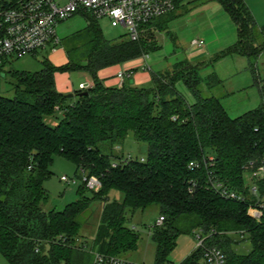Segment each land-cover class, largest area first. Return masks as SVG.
Here are the masks:
<instances>
[{"label":"trees","instance_id":"trees-1","mask_svg":"<svg viewBox=\"0 0 264 264\" xmlns=\"http://www.w3.org/2000/svg\"><path fill=\"white\" fill-rule=\"evenodd\" d=\"M235 22L237 41L217 57L245 56L259 86L258 107L232 117L221 99L206 96L202 84L220 82L217 73H200L201 62L181 61L173 70L152 73L147 86L109 87L99 77L105 67L142 57L160 47L158 29L168 30L174 11L152 23L140 39L105 38L99 19L82 11L86 25L66 38L68 62L55 66L46 58L38 71L11 69L13 97L0 95V252L10 264H85L86 243L78 244L80 217L94 201L102 215L94 247L108 254L137 249L139 233L127 225V212L157 205L165 216L152 232L156 264L170 262L184 232L209 234L208 243L222 248L228 264H264V218L250 213L254 197L245 175L251 161L264 158V79L256 71L264 40L259 43L255 17L246 0H217ZM182 0H177L176 8ZM157 29V30H156ZM264 33V28H263ZM61 43L64 40L61 39ZM57 71H85L93 86L68 98L56 87ZM6 75V74H4ZM183 80L194 97L177 88ZM87 91L88 94H80ZM61 113L55 125L48 117ZM148 143L144 160H123L114 148L130 132ZM55 155L64 156L100 178L98 191L79 184L77 199L63 209L45 208L50 194L44 183L52 176ZM212 158V159H211ZM191 161L200 162L190 167ZM225 185L241 198L222 196L212 183ZM264 193V179L257 181ZM112 190L123 200L111 198ZM248 234L252 249H235ZM200 252L182 264H195Z\"/></svg>","mask_w":264,"mask_h":264},{"label":"rangeland","instance_id":"rangeland-1","mask_svg":"<svg viewBox=\"0 0 264 264\" xmlns=\"http://www.w3.org/2000/svg\"><path fill=\"white\" fill-rule=\"evenodd\" d=\"M246 2L255 17L257 31L260 32L258 39L261 43L264 40V0H246ZM173 13L177 17L169 22L168 30L156 29L154 37L157 40L155 43L159 44L160 47L150 50L138 59L144 58L145 64L154 72L173 70L175 64L181 61L201 62L205 64L200 70L203 77L215 72L220 79V82L210 80V83H203L204 95L219 97L232 117H237L258 107L261 103L260 90L259 86L255 84L248 58L240 55L217 57L218 53L232 46L238 39L236 24L223 6L217 0H182ZM98 21L105 38L108 40L115 41L129 35L128 28L119 21L107 17L100 18ZM86 23L85 17L80 13L59 23L57 31L64 43L58 45L57 51H52L47 47L39 50L35 55L11 57L4 69L0 70V95L14 96L15 81L11 77V69L38 71L43 68V62L46 58L55 66L63 65L65 63L66 38L83 28ZM154 24L152 23L150 27L145 26L142 35L146 34L148 28L156 27ZM200 40L204 41L201 45L197 43ZM256 71L260 80H263L264 53L259 55L257 59ZM57 72L64 73L67 71ZM80 72H69L77 88ZM3 74L6 75L3 76ZM177 88L188 101H194V97L183 80L177 82ZM67 94L70 93H64V95ZM56 116H54L53 125L59 122L62 114L58 112ZM114 152L123 154L125 157L131 154L134 159L142 160L147 157L148 143L139 141L134 132L131 131L124 142L120 144V149L117 150L115 147ZM51 170L52 176L44 183L50 194L49 202L45 208L55 207L61 210L68 203L77 199V188L82 183V177L76 175L77 165L61 155L54 156ZM63 175L72 179L76 178L77 182L69 184L61 179ZM245 177L249 180L248 173ZM110 197L123 200V194L116 190L111 191ZM102 208L103 202L96 200L92 203L91 209L80 217L81 228L78 244L86 243V251L82 253L85 264H91L94 258L93 252L97 250L93 241L101 220ZM159 215V208L155 204L146 209L127 212V225L139 233L140 239L137 249L129 250L121 255L136 262L155 263L157 245L152 238V232L154 230L153 225L157 222ZM234 238L238 241L234 247L239 252L248 253L252 249L248 234H245L243 239L239 234L235 235ZM194 246L193 232L180 234L177 239V246L170 254L169 259L174 262L182 261ZM0 264H10L1 252Z\"/></svg>","mask_w":264,"mask_h":264},{"label":"built area","instance_id":"built-area-1","mask_svg":"<svg viewBox=\"0 0 264 264\" xmlns=\"http://www.w3.org/2000/svg\"><path fill=\"white\" fill-rule=\"evenodd\" d=\"M177 0H0V70H3L13 56L22 57L28 54H37L39 50L49 47L56 51L61 38L57 31L59 23L73 17L82 11L92 13L98 19L110 18L121 22L129 30L132 40L140 39L144 27L150 21L173 12ZM199 45L204 41L197 42ZM126 73L120 74L125 78ZM93 85L80 84V89ZM119 150L120 146H116ZM133 159L131 154L123 160ZM212 159V158H211ZM144 160V159H142ZM200 162L191 161L190 167H199ZM81 170L82 182L87 187L98 191L101 187L100 178L96 175H87ZM250 194L254 200L250 206V213L256 219L264 218V193H261L258 180L264 179V158L251 161L248 166ZM63 181L76 183V178L63 175ZM222 196L241 198V195L228 189L221 183H212ZM165 221L164 215H159L153 229L161 226ZM195 246L189 254L200 252V258L195 264H228L225 252L217 245L209 244L208 237L202 231L193 234ZM91 264H147L136 262L120 254H108L95 250ZM188 254V255H189ZM187 255V256H188ZM180 262H164L161 264H182ZM156 264V263H154Z\"/></svg>","mask_w":264,"mask_h":264},{"label":"crops","instance_id":"crops-1","mask_svg":"<svg viewBox=\"0 0 264 264\" xmlns=\"http://www.w3.org/2000/svg\"><path fill=\"white\" fill-rule=\"evenodd\" d=\"M64 62L65 63L68 62L66 51H65ZM69 72L70 71L64 73H59V72L55 73L56 87L58 91L62 93H73L74 95L72 97H74L75 91L80 88L81 83H86V85L94 84V80L92 76L85 71H81L79 77V86L77 88L74 85V82ZM122 73H126L125 78L120 77V74ZM99 77L102 79L104 84L109 87L122 86L123 84L132 85V86H147L152 82L151 69L149 68L148 65L145 64L144 58L142 59L137 58L121 64L105 67L99 71ZM72 97H68V98H72ZM54 116H56V114L48 117L47 121L53 124Z\"/></svg>","mask_w":264,"mask_h":264},{"label":"water","instance_id":"water-1","mask_svg":"<svg viewBox=\"0 0 264 264\" xmlns=\"http://www.w3.org/2000/svg\"><path fill=\"white\" fill-rule=\"evenodd\" d=\"M3 76H5V75L3 74ZM80 94H88V92L87 91H83ZM73 95H74L73 93H70V94H67L66 96L67 97H72Z\"/></svg>","mask_w":264,"mask_h":264}]
</instances>
